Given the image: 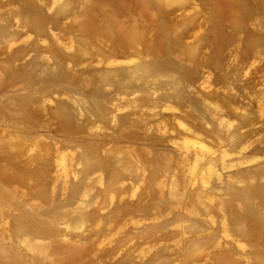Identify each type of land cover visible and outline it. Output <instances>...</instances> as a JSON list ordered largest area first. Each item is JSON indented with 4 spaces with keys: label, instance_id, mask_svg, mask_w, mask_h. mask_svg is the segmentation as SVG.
I'll use <instances>...</instances> for the list:
<instances>
[{
    "label": "rangeland",
    "instance_id": "obj_1",
    "mask_svg": "<svg viewBox=\"0 0 264 264\" xmlns=\"http://www.w3.org/2000/svg\"><path fill=\"white\" fill-rule=\"evenodd\" d=\"M0 264H264V0H0Z\"/></svg>",
    "mask_w": 264,
    "mask_h": 264
}]
</instances>
